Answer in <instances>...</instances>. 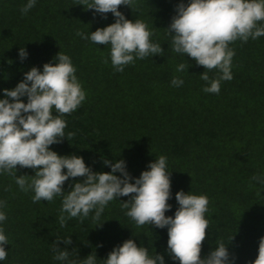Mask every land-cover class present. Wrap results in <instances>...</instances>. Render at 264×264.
Here are the masks:
<instances>
[{
	"label": "trees",
	"instance_id": "obj_1",
	"mask_svg": "<svg viewBox=\"0 0 264 264\" xmlns=\"http://www.w3.org/2000/svg\"><path fill=\"white\" fill-rule=\"evenodd\" d=\"M180 2L135 0L134 12L120 6L127 19H140L147 25L152 42L164 51L136 59L117 72L109 45L76 35L77 30L90 34L114 23L112 13L104 18L85 10L77 4L79 0H36L22 15L20 9L27 0H0V99L5 98L3 90L13 89L33 66L42 71L45 63L58 62L53 58L59 51L68 55L86 99L63 117L65 134L75 135L50 148L59 155L82 157L97 172L111 171L103 163L105 158L113 163L123 159L134 178L157 157L165 156L172 193L171 209L165 214L174 216L178 191L206 195L209 227L201 257L223 242L235 257L233 264H249L256 259L259 239L264 236V36L230 44L235 52L233 78L220 82L219 94L205 93L206 82L200 79L204 67L171 48L166 27ZM20 47L28 53L23 61ZM181 63L189 65L188 70L177 72ZM217 75L216 70L209 72L210 77ZM174 76L183 79L182 86H172ZM21 99L27 102L26 96ZM16 175L31 176L34 170L17 166ZM254 176L260 180H253ZM75 182L70 178L64 190L69 191ZM33 195L21 191L13 177L0 174V200L7 202L0 209L7 216L0 227L9 240L4 246L7 259L0 264H66L53 259L52 243L56 237L69 236L72 243L65 245L61 240L59 247L72 251L70 259L83 260L95 253L96 264H104L115 246L133 239L148 248L150 256L163 255L165 264H180L167 252L166 227L137 226L125 215L121 203L129 197L110 201L99 221L92 219L93 212L82 223L73 218L61 228L62 198L34 203ZM100 222L102 227L95 226Z\"/></svg>",
	"mask_w": 264,
	"mask_h": 264
},
{
	"label": "clouds",
	"instance_id": "obj_2",
	"mask_svg": "<svg viewBox=\"0 0 264 264\" xmlns=\"http://www.w3.org/2000/svg\"><path fill=\"white\" fill-rule=\"evenodd\" d=\"M35 4L36 0H27L20 9L21 14L26 15ZM77 4L104 18L108 13L115 17L114 23L90 34L79 30L76 33L94 44L109 45L115 71L123 72L125 66L134 64L136 59L162 55L164 49L152 42L153 33L147 25L140 19H127L120 11L121 5L136 11L135 0H79ZM166 28L171 36L172 50L187 54L197 65L204 67L200 79L206 85L202 91L219 94L220 82L233 78L231 67L235 52L229 45L237 40L246 43L250 38L255 40L264 36V0H189L187 4L181 0ZM27 56L26 49L20 47L19 58L23 61ZM53 59L58 62L45 63L42 71L33 66L13 89L3 90L5 98L0 99V174L13 177L21 191L33 192L34 203L51 202L55 197H61L58 217L61 228L73 218L82 223L93 212L92 219L99 221L110 201L126 196L129 199L121 203V208L127 210L125 215L137 226L148 224L167 228V252L173 260L180 264H233L235 257L223 242L206 257H201L202 242L209 227L205 218L209 204L206 195L178 191L175 198L179 207L174 216L165 214L171 209L168 200L172 195L165 156L157 157L149 163L147 170L134 178L123 159L113 163L105 158L103 163L111 171L97 172L87 166L82 157L59 155L50 148L63 142L65 137L70 140L75 135L72 132L65 134L67 121L63 117L75 112L86 99L71 58L59 51ZM188 67L181 63L176 71L183 72ZM213 70L218 73L214 78L209 76ZM183 83L177 76L171 80L174 87ZM25 96L27 102L21 99ZM17 166L33 169L34 175L17 176ZM117 172L121 175H116ZM79 177L84 179L77 180ZM70 178L76 182L65 191L64 184ZM252 179L259 181L260 177ZM5 207L7 202L0 200V209ZM6 219L5 212L0 211V222ZM102 223L95 226L102 227ZM61 240L65 245L72 243L70 236L56 237L52 243L53 259L66 264H96L95 253L83 260L70 259L72 251L60 248ZM6 244H9L8 237L0 227V261L7 259ZM104 264H165V261L163 255L150 256L148 248L127 239L113 248ZM249 264H264V236L259 239L256 259Z\"/></svg>",
	"mask_w": 264,
	"mask_h": 264
}]
</instances>
